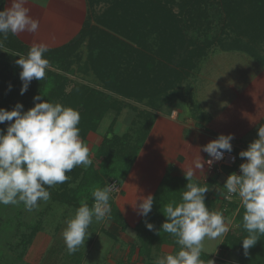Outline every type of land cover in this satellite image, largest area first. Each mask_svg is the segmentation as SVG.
<instances>
[{
    "label": "trees",
    "instance_id": "obj_1",
    "mask_svg": "<svg viewBox=\"0 0 264 264\" xmlns=\"http://www.w3.org/2000/svg\"><path fill=\"white\" fill-rule=\"evenodd\" d=\"M5 3L6 0H0V11L5 9ZM95 22L97 26H92L90 20L85 23L78 43L88 37L90 52L86 66L90 67L110 94L106 95L89 85L73 86L72 93L66 92V77L46 70L45 78L41 81L33 79L28 91L21 95L19 66L14 63L11 54L6 56L0 53V107L4 109L26 97L28 102L25 105L31 109L35 106L34 97L41 95L43 99L37 102L48 99L49 102H59L79 112L81 119L78 127L84 139L90 131L97 130L109 113L106 108L109 107L108 102H119L114 96L137 102L146 101L156 111L178 96L183 97L180 87L185 81L188 83V70H192L193 60L204 56L205 51L215 44L222 46L223 50L240 51L257 60H260L259 51L264 45V0H111V6ZM4 45L13 53L24 54L29 51L27 46L11 34ZM77 47L71 44L61 51H48L45 58L50 65H56L62 72H66L70 69V60ZM188 87L186 92L192 96L191 87ZM101 95L103 103L100 101ZM145 117L137 139L126 136L104 141L97 153L98 157L104 158L98 170L93 166L87 170L77 166L67 173V182L56 189H48L51 203L68 207L69 210L71 207L73 210L78 208L81 201L91 206L92 190L97 186H106V179L111 178L122 184L154 124V115L151 118ZM4 126L0 124V129ZM258 138L257 132L251 140L244 142L242 148L232 146L231 153L238 157L239 163L240 160H246L239 153L247 150L248 145ZM118 144L120 149L116 147ZM239 166L227 168L226 171L231 175ZM73 183L76 185L74 188L71 187ZM168 190L165 188L159 191L152 211L138 228L142 255L149 253L148 240L160 238L172 243L175 241L168 233L157 234L166 219L163 207L174 199L166 198ZM237 206L241 208L236 217L241 230L235 239L234 235H228L223 248H231L243 254L240 248L247 233L242 227L243 208L239 199H224L222 212L230 216L232 210L228 208L234 210ZM109 217L123 231L126 230L127 225L117 210L113 208ZM146 223L153 224L154 229L150 231ZM32 229L30 235L22 239L18 246L19 250H23L19 256H22L40 228L35 226ZM250 251V260L243 264H264V236ZM83 256L77 264H82Z\"/></svg>",
    "mask_w": 264,
    "mask_h": 264
},
{
    "label": "clouds",
    "instance_id": "obj_2",
    "mask_svg": "<svg viewBox=\"0 0 264 264\" xmlns=\"http://www.w3.org/2000/svg\"><path fill=\"white\" fill-rule=\"evenodd\" d=\"M27 2L11 0V6L0 11V50L4 49L9 34H35L39 30V20L30 15V9L25 6ZM48 51L46 44L33 43L26 55L13 54L19 57L15 63L22 69L21 95L28 91L33 79L41 81L45 78L46 70L50 68L45 58ZM42 99L41 95L35 96V106L27 111L20 103L11 111L0 108V124L9 122L6 131L0 129V205L23 204L29 212L38 209L40 201L50 199L48 189L69 180L67 173L77 166L87 168L93 164L89 146L80 135L79 112L48 99L37 102ZM175 116L176 111H171L170 119ZM258 137L247 150L239 153L241 158H246V162L240 165L241 174L232 173L219 188L224 199L231 201L236 197L243 208L242 227L247 233L242 239L245 255L264 236V125L258 128ZM234 138V134H221L203 146L201 150L212 158L206 162L212 165L222 160L224 152L232 151ZM197 168L202 169L203 164ZM193 177L194 171L185 172L188 183L181 191V200L163 207L166 219L157 233L174 237L179 250L175 254L157 257L154 264H206L201 259L204 240H215L229 231L232 218L206 206L208 189L194 182ZM117 187L109 184L95 187L91 192V206L81 201L74 215L66 219L62 237L70 254L85 244V238L90 236V225L94 221L102 222L111 213V194L117 191ZM139 200L141 202L135 205L138 214L147 217L152 211L154 197L148 195ZM146 227L150 231L154 229L151 223H146Z\"/></svg>",
    "mask_w": 264,
    "mask_h": 264
},
{
    "label": "rangeland",
    "instance_id": "obj_3",
    "mask_svg": "<svg viewBox=\"0 0 264 264\" xmlns=\"http://www.w3.org/2000/svg\"><path fill=\"white\" fill-rule=\"evenodd\" d=\"M87 3L89 7L88 19H90L92 26H97L96 18L111 6V0H87ZM80 41L70 60L72 64L68 71L62 72L61 68L53 64L48 70L60 76L63 74L66 77V92L72 93L73 86L89 85L91 88L105 92L106 95L110 94L105 91L104 85L93 74L90 67L86 66L90 52L88 37ZM259 52L261 56L260 60H257L240 51L223 50L222 46L215 44L205 51L204 56L193 60V68L188 70V83L185 81L180 87L183 97L178 96L172 104L180 105L179 110L185 108V116L192 119L195 124L204 127V130L214 137L218 138L221 134H234L235 138L231 141L232 146L242 148L244 142L251 140L264 122V45ZM0 53L6 56L11 54L14 57V63L19 59L5 47L0 50ZM21 71L22 69L19 67V81H21ZM188 85L191 87L192 96L186 92ZM100 98L101 103H103V95ZM114 99L119 102L107 100L109 107L105 105L111 114L108 115L107 113L97 130L90 131L83 139L89 146L90 159L93 161L92 166L96 170L99 169L103 159L98 157L97 153L105 140H110L112 137L121 139L126 136L137 139L140 136L141 124L147 118L145 116L151 118L154 115V107L146 101L137 102L118 96H114ZM26 101L28 102L26 97L20 98L4 109L11 111L17 103H20L23 105V110L27 111L30 107L25 105ZM163 108L167 109V106L163 105L158 109L159 112ZM7 123H3L5 131ZM116 147L120 149L121 146L118 144ZM113 165L116 166L117 164L113 163ZM79 167L87 170L90 166L87 168ZM106 181L109 185H118L111 178L106 179ZM60 185L54 186V189ZM73 185L75 183L71 184L72 188L76 187ZM120 190L121 187L118 185L117 191L113 192L112 195L119 194ZM179 193V187L172 185L167 191L166 198L171 197L174 198L172 201L178 202L176 195ZM51 202L50 195L47 202L40 201L39 208L31 212L26 211L23 204L19 206L0 205V264H77L82 254L84 255L82 264H87V259L90 260L88 261L90 264L92 260H94L92 264H107L106 258L103 259L109 250L106 243H118L119 240H115V238L106 240L103 233V225H105L103 223L106 220L99 223L94 221L89 227L90 236L85 238V244H82L75 253L70 254L63 240L62 232L66 227V219L74 215L77 208L73 210L71 207L69 210L68 207ZM111 203H113L112 200ZM228 209L233 210V208ZM35 226L40 228L37 235L32 237L25 252L19 256L23 251L18 249L21 240L28 237ZM232 227L233 229L229 230L228 233L230 236L231 234L234 235L235 239L236 236H239L241 224L234 222ZM240 249L244 251L243 246ZM251 255L249 249L248 255L244 254L241 259V264L250 260ZM220 262L222 260H219L217 254L214 264H220ZM224 264L234 263L229 261Z\"/></svg>",
    "mask_w": 264,
    "mask_h": 264
},
{
    "label": "crops",
    "instance_id": "obj_4",
    "mask_svg": "<svg viewBox=\"0 0 264 264\" xmlns=\"http://www.w3.org/2000/svg\"><path fill=\"white\" fill-rule=\"evenodd\" d=\"M10 6L11 0H6L5 8ZM25 6L30 9V15L39 20V30L35 34L25 32L16 35L18 41L29 49L33 43H44L49 51H61L71 44L77 46L85 23L90 20L87 0H28ZM172 103L173 101L164 105L167 109L163 108L161 112L153 111L154 124L131 170L122 184L113 181L121 190L119 194L113 195L111 208L118 211L127 228L123 231L112 222L109 215L104 219L106 222L103 220L106 240L109 238L119 240L118 243H106L109 250L103 259L106 258L107 264H154L157 257L178 252L179 245L175 241L172 243L170 240L169 242L154 238L148 241L149 253L141 254L142 244L138 228L143 224L145 217L138 214L135 205L136 202L137 204L141 202L140 197L152 195L155 199L161 189L168 190L172 185L179 187L180 193L176 195L179 198L188 183L185 172L189 170L194 171V182L208 189L205 194L206 206L210 210L222 212L224 197L219 194V188L224 186L229 173L226 170L218 173L209 168L206 163L208 154L201 150L217 137L210 135L204 127L186 117L185 108L179 110L180 105ZM171 111H176L177 116L174 119H170ZM202 164V169L197 168V165ZM240 209L234 208L232 216L223 214L232 218V224L234 222L237 224L236 217ZM232 224L228 225L229 230L233 229ZM228 235L230 233H225L215 240H204L201 259L206 264H213L217 254L219 260H222L220 264L229 261L241 264L243 258L241 252L223 248ZM88 261L90 260L87 259V264H90Z\"/></svg>",
    "mask_w": 264,
    "mask_h": 264
},
{
    "label": "built area",
    "instance_id": "obj_5",
    "mask_svg": "<svg viewBox=\"0 0 264 264\" xmlns=\"http://www.w3.org/2000/svg\"><path fill=\"white\" fill-rule=\"evenodd\" d=\"M261 125H264V122ZM209 159H212V158L208 156L207 160H209ZM245 162H246V160H240V163H239V159L235 154H233L231 152L230 153L224 152V158L222 160L214 162L212 165H209L207 162L206 163H207L209 168L216 170L218 173H223L227 168L228 169H234L238 164L241 165L242 163H245ZM235 173L241 174L240 166L235 171ZM234 198H236V197H234ZM227 201H229V200H227Z\"/></svg>",
    "mask_w": 264,
    "mask_h": 264
}]
</instances>
